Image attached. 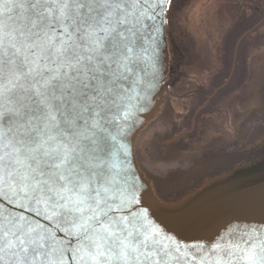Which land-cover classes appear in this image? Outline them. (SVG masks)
Instances as JSON below:
<instances>
[{
    "label": "snow or ice",
    "instance_id": "snow-or-ice-1",
    "mask_svg": "<svg viewBox=\"0 0 264 264\" xmlns=\"http://www.w3.org/2000/svg\"><path fill=\"white\" fill-rule=\"evenodd\" d=\"M171 3L0 0V264H264V225L185 243L127 178L123 97Z\"/></svg>",
    "mask_w": 264,
    "mask_h": 264
},
{
    "label": "flooded vegetation",
    "instance_id": "flooded-vegetation-1",
    "mask_svg": "<svg viewBox=\"0 0 264 264\" xmlns=\"http://www.w3.org/2000/svg\"><path fill=\"white\" fill-rule=\"evenodd\" d=\"M168 13L165 105L137 151L166 203L264 159V0H173Z\"/></svg>",
    "mask_w": 264,
    "mask_h": 264
},
{
    "label": "water",
    "instance_id": "water-1",
    "mask_svg": "<svg viewBox=\"0 0 264 264\" xmlns=\"http://www.w3.org/2000/svg\"><path fill=\"white\" fill-rule=\"evenodd\" d=\"M168 16L167 8L166 23ZM166 23L159 71L153 75V69L141 63L143 71L138 70L137 75L143 77L142 80L133 82L123 97L133 112L124 141L129 149L125 165L127 178L140 189L138 198L152 220L185 243H193L201 237H213L228 224L264 225V159L206 180L182 199L169 203L155 196L151 183L139 169L137 151L159 123L158 117L165 105L166 82L171 71ZM137 96L140 97L139 102ZM0 207L4 206L0 204ZM36 219L41 224H49L43 218Z\"/></svg>",
    "mask_w": 264,
    "mask_h": 264
},
{
    "label": "rangeland",
    "instance_id": "rangeland-1",
    "mask_svg": "<svg viewBox=\"0 0 264 264\" xmlns=\"http://www.w3.org/2000/svg\"><path fill=\"white\" fill-rule=\"evenodd\" d=\"M147 167V169H146V171H147V173L149 174V175H158V170L156 171V169L154 168V167H150V166H146Z\"/></svg>",
    "mask_w": 264,
    "mask_h": 264
}]
</instances>
